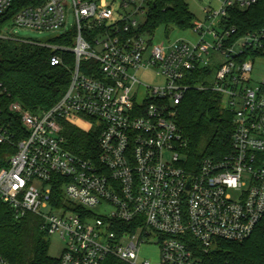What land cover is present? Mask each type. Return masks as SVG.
<instances>
[{
  "label": "built area",
  "instance_id": "2783aa9c",
  "mask_svg": "<svg viewBox=\"0 0 264 264\" xmlns=\"http://www.w3.org/2000/svg\"><path fill=\"white\" fill-rule=\"evenodd\" d=\"M152 1L0 0V14L17 8L0 37L19 27L71 42H37L54 66L71 55L70 82L48 110L11 104L27 134L0 169V199L15 217L36 214L64 240L58 264H234L220 259L222 245L264 223V76L252 77L264 29L236 36L228 24L231 9L257 0H218L191 28L197 42L168 44L144 29ZM145 72L160 83L146 84ZM197 89L222 96L234 130L226 155L193 170L176 117ZM68 125L96 134L91 156L69 148ZM12 141L0 125V143ZM145 244L157 260L141 257ZM0 264L13 263L0 252Z\"/></svg>",
  "mask_w": 264,
  "mask_h": 264
},
{
  "label": "trees",
  "instance_id": "16d2710c",
  "mask_svg": "<svg viewBox=\"0 0 264 264\" xmlns=\"http://www.w3.org/2000/svg\"><path fill=\"white\" fill-rule=\"evenodd\" d=\"M17 8L0 14V31L9 23ZM228 24L236 36L264 29V0L247 9L233 8ZM196 21L187 0H153L144 29L154 35L157 27L191 29ZM51 42L69 45V39ZM54 51L36 42L0 37V125L13 136L11 143H0V169L7 166L17 149V142L27 131L19 116L10 109L19 102L33 113L55 105L70 82L71 55L66 64L54 66ZM222 96L212 90H191L178 106L177 123L187 141V165L196 170L205 159H221L231 149L234 130L232 113L223 106ZM69 148L84 157L91 156L97 143L94 132H84L68 125ZM49 239L41 229V219L31 212L17 219L10 205L0 199V252L13 264H58L49 255ZM220 259L234 264H264V223L243 242H227L218 252Z\"/></svg>",
  "mask_w": 264,
  "mask_h": 264
},
{
  "label": "rangeland",
  "instance_id": "374dc122",
  "mask_svg": "<svg viewBox=\"0 0 264 264\" xmlns=\"http://www.w3.org/2000/svg\"><path fill=\"white\" fill-rule=\"evenodd\" d=\"M191 11L195 14L196 20L203 23H207L205 9L207 7H213L219 9L221 3L218 0H187ZM73 17L70 13L69 28L72 26ZM10 29V28H9ZM11 31L15 35V39L30 42H42L46 43L57 35V32L49 31H36L27 28L12 27ZM153 37V42L159 44L162 42H174L176 40H188L191 42L198 41L197 33L192 29H180L178 27L167 28L165 25H160L156 28ZM141 79L146 84L156 85L160 83L161 79L156 77L154 73L145 72L142 73ZM264 76V60H258L255 62V69L252 73L253 79L259 80ZM100 211V210H99ZM50 242L49 255L53 258L59 259L62 250L64 248V240L59 233H55L47 236ZM141 257L152 260L159 258V248L153 245H143L141 249Z\"/></svg>",
  "mask_w": 264,
  "mask_h": 264
}]
</instances>
